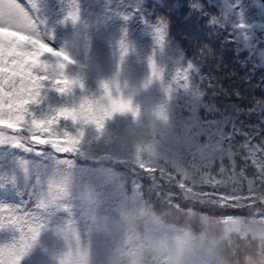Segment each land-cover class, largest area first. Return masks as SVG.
<instances>
[{"label": "trees", "instance_id": "trees-1", "mask_svg": "<svg viewBox=\"0 0 264 264\" xmlns=\"http://www.w3.org/2000/svg\"><path fill=\"white\" fill-rule=\"evenodd\" d=\"M224 1L229 10L227 25L233 33L242 31L243 35H247L252 25H264L262 15L257 18L251 14L247 0ZM45 2L53 18L52 28L61 40V49L75 61V65L88 70L98 83L101 93L95 101L107 103L101 99L103 97L101 82L109 83L113 97L117 95L114 84L118 83L120 94L125 99H131L132 105L137 106L138 114L140 110H144L145 103H149L155 110L161 106L162 100L167 101L166 127L170 128L172 142L167 156L168 168L163 169L164 171L174 176L183 175L175 154L183 144L199 151L204 161H223L216 144L220 124L224 119L208 121L200 107L203 99L201 89L211 78L206 75V67L189 57L188 50L183 45L187 36L186 31L177 35L175 33L177 26L170 30L171 25L166 22L167 19L154 14L150 3L161 5L165 0H66V3H62L61 0H45ZM200 7L205 11L203 5L199 6L198 10H203ZM175 11L176 7L171 15H175ZM70 13L76 14L75 23L68 19ZM122 44L126 51L123 59ZM260 50L264 52V45ZM150 61L159 70L160 79H151L149 83ZM177 73H186L187 81H177ZM65 75L67 76L66 73ZM262 75L264 76V71ZM185 84L187 86H184ZM127 93H131V96L129 97ZM81 98L83 97L79 87H73L71 93L64 96L58 95L49 87L44 92L42 104L34 106L32 110L39 119L49 114L50 109L78 105ZM129 119L130 117L114 114L111 119L105 121L102 134L97 133L93 126L89 127L91 125H73L71 121H61L58 126L61 132L76 134L82 129L84 133L78 152L67 162L57 160L51 148L47 146L37 148L22 145L23 147L18 148L16 142L0 144V176L9 180V183H5L0 177V183L4 184L9 193L13 184L29 188L31 191L26 197L22 196L21 206L3 202L0 207L29 214L41 226L35 242L20 261L27 258L38 263L59 264L55 259L61 258L67 250L63 234L70 227L75 228L83 241L84 223L75 196L64 197L59 205L47 202L40 206L42 202L48 201L49 181L60 166L70 169L74 177L82 179L91 177L95 167L94 158H115L110 133ZM228 129L230 130V124ZM228 136L224 138L225 141L230 138V134ZM239 139L242 141L241 146L249 143L244 139V134ZM213 147L216 150L212 152ZM59 155L67 158L65 154ZM111 167L122 175L126 194L138 195L147 200L140 181V187L131 183L135 178H132L127 167L113 161ZM117 203V199L106 198L101 211L114 214ZM16 206L20 209H16ZM218 215V219L228 220L247 217L248 213L238 211L232 216ZM17 236L18 233L8 229L0 230V245L11 243ZM88 244L93 252V264H97L102 258L103 241L97 237L88 240Z\"/></svg>", "mask_w": 264, "mask_h": 264}, {"label": "snow or ice", "instance_id": "snow-or-ice-1", "mask_svg": "<svg viewBox=\"0 0 264 264\" xmlns=\"http://www.w3.org/2000/svg\"><path fill=\"white\" fill-rule=\"evenodd\" d=\"M68 19L75 23L77 16L70 13ZM121 48L123 59L125 46L122 44ZM45 57L50 59L45 60ZM74 63L63 49L54 50L43 42L36 23L18 0H0V140L10 139L17 147L25 142L29 147L47 146L58 159L64 157L59 154L77 153L84 135L82 129L76 134L61 132L58 128L61 121L91 125L102 134L105 121L114 114L131 113L133 119L138 116V109L133 108L131 99L120 94L118 83L114 84L117 95L113 97L109 83L101 82V99L106 100V104L83 97L78 105L50 109L49 114L37 119L32 109L42 104L44 92L49 87L60 96L70 94L73 87L83 90L78 79H69L65 75L66 67ZM149 68V83L151 79H160V72L151 61ZM176 79L187 81L188 77L186 73H177ZM236 157L241 164L238 165L237 159L229 153L226 164L221 163L214 170L191 177L165 174L163 169H160V175L174 183L185 198L203 205L209 214L218 212L232 216L238 211H246L257 198L264 202V142L242 145ZM61 160L67 162L68 159ZM51 188L50 184L49 192ZM40 227L33 216L0 207V230L18 233L11 243L0 245V264H19L35 242ZM63 235L67 241V231ZM73 238L79 244L75 233ZM59 264H71L70 248Z\"/></svg>", "mask_w": 264, "mask_h": 264}, {"label": "clouds", "instance_id": "clouds-1", "mask_svg": "<svg viewBox=\"0 0 264 264\" xmlns=\"http://www.w3.org/2000/svg\"><path fill=\"white\" fill-rule=\"evenodd\" d=\"M166 106V100L155 110L145 103L135 119L131 113L118 114L130 119L110 133L113 156L154 178L168 168L172 140ZM65 155L70 160L74 154ZM93 162L89 178L74 177L60 166L49 181V203L59 205L66 196H75L79 203L84 239L75 228L67 230L64 254L71 249V264H93L88 240L97 237L103 241L97 264H264V202L258 198L247 207V217L221 220L189 212L182 221L171 220L147 200L126 194L124 179L110 159ZM106 198L118 200L114 214L101 211Z\"/></svg>", "mask_w": 264, "mask_h": 264}, {"label": "rangeland", "instance_id": "rangeland-1", "mask_svg": "<svg viewBox=\"0 0 264 264\" xmlns=\"http://www.w3.org/2000/svg\"><path fill=\"white\" fill-rule=\"evenodd\" d=\"M247 1L252 15L257 18L261 15L264 17V7L257 0ZM18 3L36 23L43 42L54 50H61L59 37L47 30V9L41 0H18ZM202 5L205 11L198 10ZM150 7L157 17H165L171 27L177 26V35L186 31L183 45L188 50L189 57L206 67V75L211 76L209 83L201 89L203 99L200 107L204 117L208 121L224 119L220 124L216 144L223 161H204L199 151L183 144L175 151L183 170L182 174L191 177L205 170H214L219 164L227 163L229 153L237 159L238 165L241 164L242 161L236 157L242 144L239 139L241 135L244 134V139L248 142H264V52L260 50L264 45V25H252L247 35H243L242 31L233 33L227 25L229 10L224 0H165L161 5L150 3ZM175 7L176 12L183 13V16L176 20L174 15H171V10ZM65 73L69 79H78L83 84V90L80 88L82 97L95 101L100 95V87L88 70L70 64ZM229 134L230 138L225 141L224 138L229 137ZM10 142L14 141L7 138L0 140V144ZM21 144L29 147L26 142ZM21 144L20 148L23 147ZM215 150L213 147L212 152ZM106 159L127 167L132 178H135L132 183L135 185L140 181L148 202L154 205L157 212L166 213L168 219L182 221L189 212L197 216L219 217L218 212L209 214L203 205L185 198L176 185L165 176L154 178L116 158ZM0 177L4 180H1L2 182L9 183L8 179ZM13 188L18 190L21 199L31 193L29 188L14 184ZM55 260L59 263L60 258ZM22 264L47 263H38L26 258Z\"/></svg>", "mask_w": 264, "mask_h": 264}, {"label": "bare ground", "instance_id": "bare-ground-1", "mask_svg": "<svg viewBox=\"0 0 264 264\" xmlns=\"http://www.w3.org/2000/svg\"><path fill=\"white\" fill-rule=\"evenodd\" d=\"M177 11V10H176ZM175 11V15L173 16L175 19H180L182 16H183V13L181 12V11H179V12H176ZM170 30H173V28L172 27H170ZM207 77L208 78H211V76H209V75H207ZM120 165V164H119ZM121 166H124V165H121ZM135 180H132L131 181V183L132 182H134ZM133 184V183H132Z\"/></svg>", "mask_w": 264, "mask_h": 264}, {"label": "water", "instance_id": "water-1", "mask_svg": "<svg viewBox=\"0 0 264 264\" xmlns=\"http://www.w3.org/2000/svg\"><path fill=\"white\" fill-rule=\"evenodd\" d=\"M260 3H261V5L264 7V0H258Z\"/></svg>", "mask_w": 264, "mask_h": 264}]
</instances>
